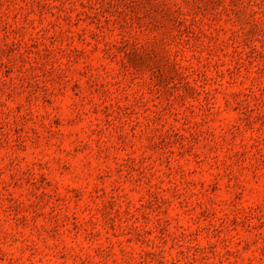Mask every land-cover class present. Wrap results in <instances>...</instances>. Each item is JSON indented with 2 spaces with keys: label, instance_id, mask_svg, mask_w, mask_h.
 <instances>
[{
  "label": "rangeland",
  "instance_id": "374dc122",
  "mask_svg": "<svg viewBox=\"0 0 264 264\" xmlns=\"http://www.w3.org/2000/svg\"><path fill=\"white\" fill-rule=\"evenodd\" d=\"M0 264H264V0H0Z\"/></svg>",
  "mask_w": 264,
  "mask_h": 264
}]
</instances>
